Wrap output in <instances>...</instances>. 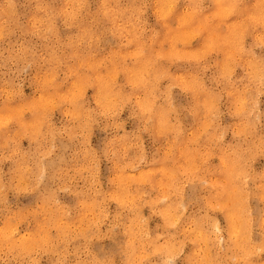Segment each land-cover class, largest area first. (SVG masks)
<instances>
[{
    "label": "rangeland",
    "instance_id": "1",
    "mask_svg": "<svg viewBox=\"0 0 264 264\" xmlns=\"http://www.w3.org/2000/svg\"><path fill=\"white\" fill-rule=\"evenodd\" d=\"M104 1L0 6V264H129V227L133 264H264V0H173L198 28L184 41L158 0H113L125 17L99 14ZM147 51L155 62L143 65L163 71L149 87L123 68ZM146 99L166 113L160 135ZM236 183L248 249L232 241L233 201L219 194ZM123 187L133 203H121Z\"/></svg>",
    "mask_w": 264,
    "mask_h": 264
},
{
    "label": "bare ground",
    "instance_id": "2",
    "mask_svg": "<svg viewBox=\"0 0 264 264\" xmlns=\"http://www.w3.org/2000/svg\"><path fill=\"white\" fill-rule=\"evenodd\" d=\"M219 1L220 0H218V1H216L217 2V4H220L219 3ZM222 1V0H221ZM263 1V0H262ZM158 2H159V4H158V9H159V13H160V15H161V17H162V21H163V25H165V26H168V24H169V22H170V20H171V18H170V16L172 15L173 17H175V18H177L178 19V23H180V24H178V25H180V28L178 29L179 30V32H180V34H182V35H180L181 37L179 38V39H181V41H184L185 40V38L183 39V37H186V39H187V36H190V35H194V33L195 34H197V31H198V28L196 29L197 31L196 32H194L195 30H193V32L190 30V31H188V29L191 27V28H193V29H195L196 28V26H195V28L192 26V24H193V17H192V15H190V16H187V17H183V16H180V15H178V14H176V12H175V8H174V3H173V0H158ZM226 4V6H228V8H229V1H226V0H223L222 2H221V4ZM259 3V2H258ZM222 4V5H223ZM235 3H233V4H231V5H234ZM111 7V8H114L115 10H117V11H121V13L123 14V16L125 17V16H127L128 15V13L127 12H124V10L123 9H121L120 8V6L118 7V4L117 3H115V2H113V0H106V1H104L102 4H100V6H99V8H100V10H99V14H100V11H101V9L102 8H104V7ZM220 5H218L217 7H219ZM223 6H225V5H223ZM225 6V7H226ZM216 7V8H217ZM248 8H249V6H248ZM247 8V9H248ZM218 9V8H217ZM216 9V10H217ZM113 10V9H112ZM157 10V9H156ZM221 10V9H220ZM219 9H218V11H219V13H220V15L219 16H221V11H220ZM253 10V9H252ZM225 11H227L226 9H225ZM224 11V12H225ZM229 11H230V9H229ZM244 11V10H243ZM248 11H249V9H248ZM250 11H251V9H250ZM116 12V11H115ZM255 12V11H254ZM253 12V13H254ZM259 12V11H258ZM192 13H194L193 11H192ZM218 13V12H217ZM216 13V14H217ZM226 13V12H225ZM225 13H223V14H225ZM248 13V12H247ZM260 13V12H259ZM63 14L64 15H68V12L66 11V10H63ZM108 14H109V12H107V16H108ZM249 14H251V13H249ZM249 14H247L248 15V17H249ZM258 14V13H257ZM224 16V15H223ZM225 16H227V13H226V15ZM251 16V15H250ZM71 17H72V15H71ZM109 19H112L113 18V12H110V14H109ZM111 17V18H110ZM245 17H246V14H245ZM252 17V16H251ZM99 18H97V20H98ZM252 19V18H251ZM196 24V23H195ZM115 25H118L119 27H125L123 24H120L118 21H115ZM169 26H171V25H169ZM209 27V26H208ZM208 27H205V30H208ZM115 28H117V27H115ZM178 28V27H177ZM210 28H211V26H210ZM209 28V29H210ZM234 28V27H233ZM124 29V28H123ZM165 29V28H164ZM166 29H167V27H166ZM235 29V28H234ZM121 30V29H120ZM168 30L169 31H174V30H171L170 29V27H168ZM176 31V30H175ZM165 32H166V30H165ZM179 32H175V36L174 37H172L171 35L169 36L168 34V37L166 36L165 37V39L166 40H169L170 42H175V41H177L178 40V37H176L178 34H179ZM167 33V32H166ZM230 36V39L231 40H233L232 39V37H231V34L229 35ZM170 37H171V39H170ZM234 37V36H233ZM221 39H223L222 40V42L223 43H226L228 40L227 39H225V37L224 38H220L219 40H217L218 42V44H221L222 45V43H221ZM231 40L229 41V42H231ZM152 52V49H150L149 50V53H151ZM148 53V51H147V56L145 57L143 54H142V56L140 55L141 53H137L138 55H140V56H138V58H139V63H137L138 64V66L137 67H134L133 68V65L132 66H130L129 68H125V67H123L125 70V76L127 77V78H129V80L130 81H133V80H136L135 82L137 83V84H139V85H148V87L153 83V80H155L154 78H157L160 74H162L163 73V71H152V72H149L148 71V69L143 65L144 64V62H145V60H147V59H149L148 61H150V60H153L152 58H153V55H150ZM162 53H164L163 55L165 56V53L166 54H170V53H167V52H165V51H162ZM153 62H155L154 60H153ZM98 63V62H97ZM93 66H94V64H92ZM96 65V64H95ZM104 65V64H103ZM113 66V65H112ZM92 67V66H91ZM96 66H94L93 67V69L95 68ZM108 67H110V65H108ZM114 68H115V66H114ZM121 68V67H120ZM97 69L98 68H95L94 70H96L97 71ZM110 70H111V67H110ZM150 75V76H149ZM149 76V78H148V80H147V77ZM102 77H100V79H101ZM99 79V80H100ZM88 80V79H87ZM102 80V79H101ZM104 80V79H103ZM109 85H110V83L109 82H105V81H99V88H100V86L103 88L104 86V90H106L107 91V88L109 87ZM57 85H55V87H56ZM59 86V85H58ZM147 87V88H148ZM110 88V87H109ZM112 88V87H111ZM110 90V89H109ZM113 90V89H112ZM144 90H146V88H144ZM116 91L114 90V95L116 94L117 95V93H115ZM67 93V92H66ZM113 93V92H112ZM105 94H108V91H107V93L105 92ZM108 95H111V94H108ZM201 96V95H200ZM107 97V96H106ZM112 97V96H111ZM110 98V97H109ZM76 99V98H75ZM115 99V98H114ZM150 99V98H149ZM198 99H200V100H197L200 104H198L197 105V114H199L201 117L203 116L202 114H203V111H205L204 109H207L208 107H205V103H203L204 101H205V96H201L200 98H198ZM74 100V99H73ZM80 100V99H79ZM103 100H105L104 98H103ZM76 101H77V99H76ZM106 101H110V100H106ZM75 102V101H74ZM78 103V102H77ZM105 103V102H104ZM76 104V103H75ZM107 104H109V103H107ZM36 109V108H35ZM142 109H143V111H144V114H146L147 116H149V117H151L152 119H153V127H154V129H155V132H156V135H160V134H162L163 132H166L167 131V129H168V123H167V116H166V113L165 112H163V111H159V110H157V111H154V112H151V110H150V106H149V104H148V100L146 99V100H144V102L142 103ZM38 114V113H37ZM36 114V115H37ZM35 116V115H34ZM38 118V117H37ZM203 118V117H202ZM24 124H26L25 122H24ZM25 126V125H24ZM34 134V133H33ZM185 155H188V157H189V159L191 158V154H189V153H186ZM223 166H225V165H223ZM235 166V165H234ZM231 169V168H230ZM235 172H236V170H235ZM232 173H234V171L232 172V170H228L227 172H225V175L227 176V178H229V179H234L235 181H236V174H238L239 172H237V173H234V174H232ZM146 175H148L149 176V178L152 180V181H155V179H154V177H152V175L151 174H146ZM125 179H126V181L127 180H129V179H127L126 177H124ZM131 180V179H130ZM147 180H148V178H147ZM157 181H159V179H157ZM224 182V181H223ZM121 185L123 186V185H125V181H121ZM127 186V185H126ZM126 188V187H125ZM127 192L129 193V190L127 191V190H125L124 189V187L122 188V192H121V197L122 198H125V199H123V200H121V203H123V202H125L126 200H128V202L130 203H133V199H132V197H131V195L130 196H128L127 195ZM130 194V193H129ZM219 194L222 196V198H225V199H230V200H232L233 201V204H232V206H231V208H229V209H226L227 210V216H228V218H229V233H230V237H232L233 238V242L236 244V245H239L240 247H241V249L242 248H246L245 247V244H243L242 242L246 239L247 240V237H248V235H247V233H248V227H247V225H246V223L244 222V220L240 217V216H238V215H236V213L238 212V210H239V207L241 206L242 207V205L244 204L243 203V199H242V195H243V192H242V190L239 188V186H238V184L236 183V184H233V185H231V186H226L225 188H221V190H220V192H219ZM222 201V200H221ZM224 202V201H223ZM225 203H228V202H226L225 201ZM230 203V202H229ZM228 203V204H229ZM223 205H224V203H223ZM243 206H245V205H243ZM169 204L167 203L166 204V206L163 208V210H164V216H165V218H166V220L168 221V222H170L171 220V214L169 213ZM234 215H236L235 217H234ZM49 217H51V220H53V219H56L57 220V223H58V217L57 216H55V215H53V214H51ZM166 221V222H167ZM53 223L55 224V220H53ZM55 225H57V224H55ZM40 227H43L42 225H40ZM44 232V231H43ZM126 233H127V237L129 238V241H128V249L130 248L131 250H130V257L128 258V260H129V264H133V257H134V254L136 253V249L135 248H133V244L131 245V240H132V238H133V236L134 235H136L135 234V232H134V230H133V228L131 227H129V228H126ZM8 237H9V240L10 241H13V238H12V236L9 234V235H7ZM45 236L46 237H48L46 234H45ZM36 241H39V238L38 237H33L31 240H23L22 242H21V245L19 246V248L21 249V248H28V246L30 245V244H33V242H36ZM246 249H248V248H246ZM155 250L158 252H162V254H164L165 256H169L170 255V253H172V248H170L169 246H162V247H159V246H155ZM248 254H247V250L245 251V253H244V256H247ZM199 264H203V262H199Z\"/></svg>",
    "mask_w": 264,
    "mask_h": 264
},
{
    "label": "clouds",
    "instance_id": "3",
    "mask_svg": "<svg viewBox=\"0 0 264 264\" xmlns=\"http://www.w3.org/2000/svg\"><path fill=\"white\" fill-rule=\"evenodd\" d=\"M5 2H6V0H0V6H2ZM7 2L10 3V0H7Z\"/></svg>",
    "mask_w": 264,
    "mask_h": 264
}]
</instances>
